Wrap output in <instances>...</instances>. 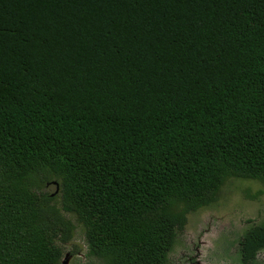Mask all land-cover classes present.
Returning a JSON list of instances; mask_svg holds the SVG:
<instances>
[{"label": "trees", "instance_id": "1", "mask_svg": "<svg viewBox=\"0 0 264 264\" xmlns=\"http://www.w3.org/2000/svg\"><path fill=\"white\" fill-rule=\"evenodd\" d=\"M230 178L264 185V0H0V264L76 229L89 264H168Z\"/></svg>", "mask_w": 264, "mask_h": 264}, {"label": "rangeland", "instance_id": "2", "mask_svg": "<svg viewBox=\"0 0 264 264\" xmlns=\"http://www.w3.org/2000/svg\"><path fill=\"white\" fill-rule=\"evenodd\" d=\"M52 184L46 189L52 190ZM259 222H264V185L230 178L211 206L187 214V222L168 254V264H239L238 237L246 226ZM73 235L71 243L80 251L67 264H89L81 231L76 229ZM70 248L65 245L64 253ZM256 264H264V249L256 254Z\"/></svg>", "mask_w": 264, "mask_h": 264}, {"label": "water", "instance_id": "3", "mask_svg": "<svg viewBox=\"0 0 264 264\" xmlns=\"http://www.w3.org/2000/svg\"><path fill=\"white\" fill-rule=\"evenodd\" d=\"M65 255H67V253H64V255L62 256L60 264H67V262H69V257L67 258Z\"/></svg>", "mask_w": 264, "mask_h": 264}, {"label": "flooded vegetation", "instance_id": "4", "mask_svg": "<svg viewBox=\"0 0 264 264\" xmlns=\"http://www.w3.org/2000/svg\"><path fill=\"white\" fill-rule=\"evenodd\" d=\"M263 249H264V248H263ZM259 251H260V250H259ZM259 251H258V252H259ZM258 252H257V253H258ZM236 254H237V259H238V253H237V250H236ZM68 255H69V261H70V260L72 259V257H74V256H72V255H70V254H68ZM238 263H239V259H238Z\"/></svg>", "mask_w": 264, "mask_h": 264}]
</instances>
